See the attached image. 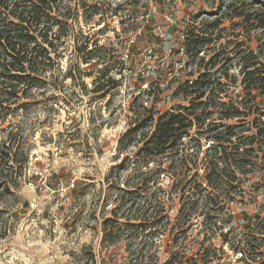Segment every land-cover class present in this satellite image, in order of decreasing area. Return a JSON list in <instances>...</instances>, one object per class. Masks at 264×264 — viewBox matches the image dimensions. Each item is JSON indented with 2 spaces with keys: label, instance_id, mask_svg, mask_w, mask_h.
Segmentation results:
<instances>
[{
  "label": "rangeland",
  "instance_id": "1",
  "mask_svg": "<svg viewBox=\"0 0 264 264\" xmlns=\"http://www.w3.org/2000/svg\"><path fill=\"white\" fill-rule=\"evenodd\" d=\"M83 1L85 8L73 10L68 21L67 52L61 61L62 73L70 69V76L63 85H57L55 73L46 90L36 93L39 100L51 96L57 100L50 99V104L33 102L17 115V122L33 133L32 147L26 179L13 191L17 202L7 199L10 212L0 217V227L4 223L5 229V224L10 228L3 236V230L0 232V264H133L130 254L142 246H151L157 252L156 264H188L189 258L196 260L194 264H204L199 260L206 246L212 248L206 264H248L237 260L236 254L222 245V239L228 228L230 243L246 239L251 234L249 217H264V168L253 169L247 180L240 178L241 187L248 192L243 201H220L222 215L211 223H205L199 213H180V207L194 198L189 187L174 192L166 177L147 187L135 186L131 183L136 180L127 178L131 170L118 168L125 157L118 156L119 139L134 119L129 107L142 102L163 114L182 102L175 90L196 66H188L191 60L182 49L178 53V47L189 29L210 27L230 0H163L162 5L146 0V8L137 7L138 0H127L124 9L116 13L115 7L126 0ZM70 4L75 7L74 0ZM92 13L98 16L89 20ZM232 21L238 22L226 17L215 27V33L220 31V44L244 38L237 36L240 28H233ZM209 33L211 28L205 36ZM86 36L90 39L87 51L94 48L95 41L97 55L109 59L107 66L99 65L97 71H92L94 64L80 65L74 49ZM208 48L199 55L205 61L212 56ZM223 64L221 61L214 71ZM119 69L124 75L117 88L91 91L99 70L108 77ZM237 71L233 68L229 73ZM119 78L115 75L116 80ZM139 81L138 88L134 83ZM220 82L225 83L224 78ZM153 88L155 91L149 92ZM240 90L237 80L227 93L237 97ZM222 100L228 101L224 97ZM139 137L140 133L136 140ZM142 143L124 146L130 165ZM113 167L115 179L109 178ZM197 173L204 174V167L199 166ZM251 186L258 189L254 201L250 198ZM207 190L212 192L211 187ZM133 192L132 196L126 194ZM159 205L165 212L160 216L128 217L129 209L140 211ZM113 208L117 209L116 222L110 214ZM226 218L230 221L219 231V224ZM127 220L134 226L124 227L129 224Z\"/></svg>",
  "mask_w": 264,
  "mask_h": 264
},
{
  "label": "trees",
  "instance_id": "2",
  "mask_svg": "<svg viewBox=\"0 0 264 264\" xmlns=\"http://www.w3.org/2000/svg\"><path fill=\"white\" fill-rule=\"evenodd\" d=\"M259 1L230 0L210 27L186 31L177 52L182 49L181 52L191 60L189 62L192 64L188 66L195 65L196 70L190 71L175 90L174 94H180L182 102L163 114L156 113L153 105L147 106L141 102L134 107L131 104L129 111L134 113L133 122L119 139L120 148L123 149H119L118 156L125 154V157L118 168L128 167L131 170L127 178L136 180L132 185L147 187L166 177L171 180L174 192L177 188L189 187V190H193L194 198L188 199L179 211L186 216L199 213L205 223H211L213 219L217 222L216 216L222 215L220 201L242 202L248 192L241 187L240 178L247 180L253 169L264 168V3ZM70 2L0 0V217L10 212L7 199L17 202L13 191L25 181L29 168L33 133L17 122V115L33 102L43 104L53 98L57 100L51 95L49 99L39 100L40 95L36 93L46 90L55 73L58 75L55 78L57 85H63L71 74L70 69L62 73L61 67L67 52L68 21L72 18L73 10L77 12L86 5L83 0H74L75 7ZM127 2L117 5L113 11L116 13L124 9ZM154 2L160 5L165 3L163 0ZM136 6L146 8L148 2L138 0ZM96 16L97 13H92L89 20ZM226 17L238 20L236 23L232 21V27L240 28V35L237 36L244 37L242 40L219 43L220 35L217 33L220 31L215 33V27ZM210 28L212 33L205 36ZM83 40L80 46L76 44L74 47L80 65L94 64L92 71L99 65L107 66L109 59L107 61L106 56L102 59L100 54L97 55L95 41L94 48L87 51L90 39L86 36ZM206 47L212 53L207 61L199 57ZM221 61L225 65L214 71ZM233 68H238L237 74L229 73ZM76 70H79L78 65ZM96 74L98 77L92 81L93 93H99L106 87L117 88L123 79L120 69L115 74L119 75L118 80L113 74L107 77L102 70ZM193 75L195 78L189 79ZM223 78L225 83L220 82ZM237 80L241 90L237 97H231L227 90H232ZM139 83L134 84L141 87ZM154 91V88L149 89V92ZM138 93L141 95L142 92ZM222 97L228 101L225 102ZM138 133L140 137L136 140ZM139 141L143 142L142 147L134 153L135 160L130 165L127 162L129 154L123 152L124 146ZM150 164H154L153 167ZM199 166L204 167L202 175L197 173ZM115 169H111L109 178L115 179ZM30 178L34 179V176ZM203 184L207 188H203ZM210 187L212 192L207 190ZM250 189L253 191L250 198L254 201L258 189L252 186ZM126 194L132 196L134 192ZM129 212L130 218H137L139 214L149 217L165 213L161 205L140 211L129 209ZM110 214L116 222L117 209H111ZM229 221V218L222 220L219 231ZM1 224L3 236L10 228L5 224V229L4 223ZM125 226L134 225L129 223ZM119 227L122 228L123 224ZM247 227L251 228L250 236L235 243L229 242L228 228L223 234L222 245L227 243L229 250L239 252L242 256L240 260L248 264H264V217L260 219L259 214L249 217ZM210 249L211 246L203 247L199 262L206 264L209 261L212 255ZM157 258V252L151 246H142L132 251L130 263L156 264L154 261ZM186 262L194 264L196 260L189 258Z\"/></svg>",
  "mask_w": 264,
  "mask_h": 264
},
{
  "label": "built area",
  "instance_id": "3",
  "mask_svg": "<svg viewBox=\"0 0 264 264\" xmlns=\"http://www.w3.org/2000/svg\"><path fill=\"white\" fill-rule=\"evenodd\" d=\"M123 74V73H122ZM124 75V74H123ZM136 77V76H135ZM225 247L227 248L228 247V244L226 243L225 244ZM229 249V248H228ZM236 254V258H237V260H240L241 259V254L239 253V252H237V253H235Z\"/></svg>",
  "mask_w": 264,
  "mask_h": 264
}]
</instances>
